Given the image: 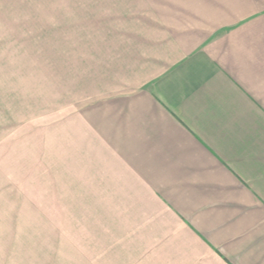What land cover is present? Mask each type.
<instances>
[{"label":"crops","instance_id":"obj_1","mask_svg":"<svg viewBox=\"0 0 264 264\" xmlns=\"http://www.w3.org/2000/svg\"><path fill=\"white\" fill-rule=\"evenodd\" d=\"M24 27L46 63L1 154L94 222L36 264H264V0H0V46ZM3 172L0 264H20L23 178Z\"/></svg>","mask_w":264,"mask_h":264},{"label":"rangeland","instance_id":"obj_2","mask_svg":"<svg viewBox=\"0 0 264 264\" xmlns=\"http://www.w3.org/2000/svg\"><path fill=\"white\" fill-rule=\"evenodd\" d=\"M24 15L25 17L27 16V14ZM12 20H14V17ZM26 20L28 19H24L25 24ZM44 31L47 30L45 29ZM6 32H8V38H5L6 40L2 38V45L0 46V57H2L0 59V120H28L25 117L23 118L20 110L22 107L25 108V105L23 104V100L18 101L19 97L17 96L16 90L17 80L22 79L25 82H29L33 68L38 70V68L43 67L42 65L46 63V61H43L46 55L42 53H47V46H43L42 43H37L42 40L40 37L43 32L41 28L32 30L30 27H24L22 30V40L20 29H18V35H16L15 28H9ZM33 40L35 43H33ZM44 119L46 120L45 117ZM40 127L46 128V124ZM20 129L21 127L13 124L9 129L6 128L0 131V139L4 141L2 148L5 146V148H8L10 145L14 146L17 136L20 135L17 139L23 138L31 132V129H26V131ZM25 148L29 147L25 146ZM1 152L0 149V165L3 164V168L7 171L3 172L2 176L8 174L15 178V151L11 154L7 151L8 156L2 155ZM24 160V172L16 175L18 178L19 176L23 178L25 206L23 214L19 216V218L22 217L23 219L22 221L20 219L18 224V241H13L21 251L19 253L20 264H36L37 262L47 260L48 254L51 253L49 250L54 245L64 244L66 241L69 242V239L72 243H75V236L78 235L79 229L94 228V222L80 220L83 217L79 213H74V207L76 208L78 205L69 204L66 201L63 195V189L52 190V196L56 198H54L55 201H52L53 203H49L51 198L49 200L48 197L51 194L46 186L47 174L42 171V168L40 171L33 173L30 171L31 163L27 164V162H30L29 160L32 162L33 158L24 157ZM37 170L39 169L37 168ZM6 189L3 184H0V212L2 210V216L5 214L4 211H7L4 222L2 221V216L0 217V231L3 230L2 225L4 223L5 231L7 232L9 230V209H13V204L6 203L3 198L4 192L7 191ZM20 224H22V227L19 226ZM48 229L50 233H47ZM51 230L59 234L56 240L51 239ZM1 243L0 237V245H2Z\"/></svg>","mask_w":264,"mask_h":264}]
</instances>
